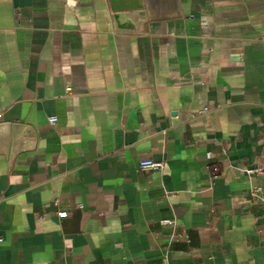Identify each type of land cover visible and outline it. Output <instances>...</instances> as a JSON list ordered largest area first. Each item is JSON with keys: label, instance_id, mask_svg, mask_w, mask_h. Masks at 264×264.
<instances>
[{"label": "crops", "instance_id": "1", "mask_svg": "<svg viewBox=\"0 0 264 264\" xmlns=\"http://www.w3.org/2000/svg\"><path fill=\"white\" fill-rule=\"evenodd\" d=\"M0 239V264H264V0H0Z\"/></svg>", "mask_w": 264, "mask_h": 264}, {"label": "built area", "instance_id": "2", "mask_svg": "<svg viewBox=\"0 0 264 264\" xmlns=\"http://www.w3.org/2000/svg\"><path fill=\"white\" fill-rule=\"evenodd\" d=\"M208 111V108H204L200 114H204ZM48 121L53 124L56 122V119L55 117H49L48 118ZM163 164L161 162H154L152 160H141L139 161V167L141 169H146V170H160L162 168ZM246 174L247 175H251V176H255V177H259L261 176L262 172L260 169L258 168H254V169H250L248 171H246ZM211 176H212V179H217L219 174H218V168L216 166H214L211 170ZM249 195H250V198H251V201L253 203H257L260 198H261V195H262V186L261 185H255L253 187L250 188V191H249ZM57 217L59 219H63V218H66L67 217V212L65 211H61V212H58L57 213ZM162 224L163 225H167V226H171L174 224L173 221H168V220H164L162 221ZM1 241V239H0ZM186 242L189 243V239H186Z\"/></svg>", "mask_w": 264, "mask_h": 264}]
</instances>
